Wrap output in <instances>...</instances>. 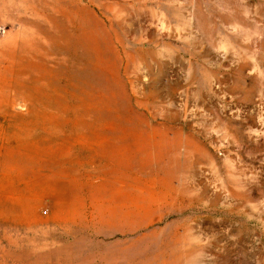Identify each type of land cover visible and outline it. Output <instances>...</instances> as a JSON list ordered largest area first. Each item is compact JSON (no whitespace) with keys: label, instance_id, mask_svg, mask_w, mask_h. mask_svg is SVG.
Masks as SVG:
<instances>
[{"label":"rangeland","instance_id":"obj_1","mask_svg":"<svg viewBox=\"0 0 264 264\" xmlns=\"http://www.w3.org/2000/svg\"><path fill=\"white\" fill-rule=\"evenodd\" d=\"M0 264H264V0H0Z\"/></svg>","mask_w":264,"mask_h":264}]
</instances>
